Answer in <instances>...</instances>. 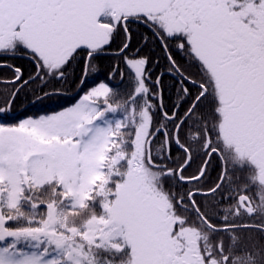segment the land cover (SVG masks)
Returning <instances> with one entry per match:
<instances>
[{
  "label": "snow or ice",
  "instance_id": "obj_1",
  "mask_svg": "<svg viewBox=\"0 0 264 264\" xmlns=\"http://www.w3.org/2000/svg\"><path fill=\"white\" fill-rule=\"evenodd\" d=\"M0 69V264H264V0H0Z\"/></svg>",
  "mask_w": 264,
  "mask_h": 264
},
{
  "label": "trees",
  "instance_id": "obj_2",
  "mask_svg": "<svg viewBox=\"0 0 264 264\" xmlns=\"http://www.w3.org/2000/svg\"><path fill=\"white\" fill-rule=\"evenodd\" d=\"M0 73L7 74V70L0 69ZM166 83L169 85L170 88L171 81H167ZM61 103V101H49L46 104L33 105L28 102L27 96L22 95L15 105V118H22L25 115H35L46 110H51L59 107Z\"/></svg>",
  "mask_w": 264,
  "mask_h": 264
}]
</instances>
